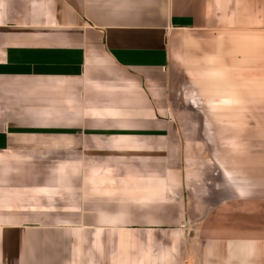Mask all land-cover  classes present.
I'll return each mask as SVG.
<instances>
[{
    "label": "crops",
    "instance_id": "1",
    "mask_svg": "<svg viewBox=\"0 0 264 264\" xmlns=\"http://www.w3.org/2000/svg\"><path fill=\"white\" fill-rule=\"evenodd\" d=\"M216 21L264 0H0V264H180L182 226L188 264H264L257 187L212 180L180 100Z\"/></svg>",
    "mask_w": 264,
    "mask_h": 264
},
{
    "label": "rangeland",
    "instance_id": "2",
    "mask_svg": "<svg viewBox=\"0 0 264 264\" xmlns=\"http://www.w3.org/2000/svg\"><path fill=\"white\" fill-rule=\"evenodd\" d=\"M210 30V38H196L199 51L180 54L175 72L180 100L201 113L197 124L208 131L202 151L216 173L212 180L226 170L256 186L264 201V25L253 34L250 22L216 21ZM186 234L185 226L172 232L180 264H188Z\"/></svg>",
    "mask_w": 264,
    "mask_h": 264
},
{
    "label": "bare ground",
    "instance_id": "3",
    "mask_svg": "<svg viewBox=\"0 0 264 264\" xmlns=\"http://www.w3.org/2000/svg\"><path fill=\"white\" fill-rule=\"evenodd\" d=\"M40 198L42 197V195L39 196Z\"/></svg>",
    "mask_w": 264,
    "mask_h": 264
}]
</instances>
